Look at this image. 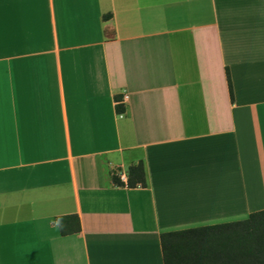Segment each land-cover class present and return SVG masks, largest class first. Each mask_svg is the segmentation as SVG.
<instances>
[{
    "label": "crops",
    "instance_id": "1",
    "mask_svg": "<svg viewBox=\"0 0 264 264\" xmlns=\"http://www.w3.org/2000/svg\"><path fill=\"white\" fill-rule=\"evenodd\" d=\"M262 209L264 0H0V264H163Z\"/></svg>",
    "mask_w": 264,
    "mask_h": 264
},
{
    "label": "trees",
    "instance_id": "2",
    "mask_svg": "<svg viewBox=\"0 0 264 264\" xmlns=\"http://www.w3.org/2000/svg\"><path fill=\"white\" fill-rule=\"evenodd\" d=\"M230 96L231 86L227 75ZM117 115L124 112L114 97ZM115 186L144 187L145 168L141 161L127 168L126 181L111 175ZM62 236L80 231L77 215L54 218ZM163 264H264V209L241 219L226 220L163 231L159 235Z\"/></svg>",
    "mask_w": 264,
    "mask_h": 264
}]
</instances>
